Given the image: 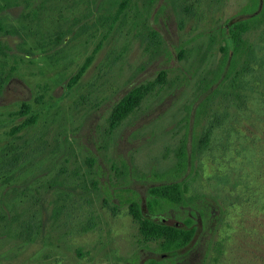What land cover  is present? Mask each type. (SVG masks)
<instances>
[{
  "label": "rangeland",
  "instance_id": "374dc122",
  "mask_svg": "<svg viewBox=\"0 0 264 264\" xmlns=\"http://www.w3.org/2000/svg\"><path fill=\"white\" fill-rule=\"evenodd\" d=\"M249 1L0 0V264L161 258L127 200L176 180L183 145L195 150L186 196L212 217L196 219L200 236L169 264H264V6L239 78L208 91L221 31ZM161 70L167 82L110 132L113 107ZM188 210L160 218L183 224Z\"/></svg>",
  "mask_w": 264,
  "mask_h": 264
},
{
  "label": "trees",
  "instance_id": "16d2710c",
  "mask_svg": "<svg viewBox=\"0 0 264 264\" xmlns=\"http://www.w3.org/2000/svg\"><path fill=\"white\" fill-rule=\"evenodd\" d=\"M262 6H264V0H250L248 5L242 9L249 16L231 20L222 29L221 33L225 41V44L221 47L223 58L219 71L211 84L213 87L210 85L208 88L209 92L216 91L218 86H221L224 81L230 78L233 81L239 78V70H236L238 59L245 50L250 55V48L245 41L244 35L248 31L251 22L257 19L258 14L261 13ZM124 7L125 4L121 10ZM100 45L86 58L79 71L70 79V86H74L92 64L95 54L100 50ZM245 63L247 64L248 60ZM167 75V70H161L154 80L131 88L113 107L108 118L109 131H115L124 120L135 112L149 94L157 87L163 86L167 82ZM5 81H7V77H4L3 72L0 71V92ZM208 99L209 97H204L199 107ZM30 111L31 105L23 102L19 113L28 114ZM33 121V117L27 118L21 125L15 127L13 132H19L24 126L33 123ZM194 152L195 150L193 149V152L190 153L185 145L178 150L177 165L171 170L172 174L176 176V180L150 186L146 196H141L134 192L133 196L127 200L132 216L140 222V232L143 237L161 239L159 245V250L162 252L161 258H150L144 261L143 264H169L176 258L183 259L187 253H181V251L192 249L194 241L200 236L199 224L196 219L202 218L205 220L212 217L206 204L199 207L195 203L196 199H188L186 196L187 190L184 178L189 172ZM172 208H189L183 224H169L160 218L163 213Z\"/></svg>",
  "mask_w": 264,
  "mask_h": 264
}]
</instances>
